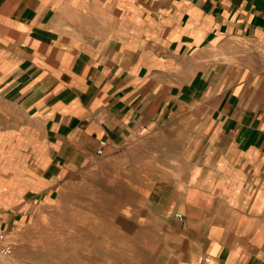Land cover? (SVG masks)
Instances as JSON below:
<instances>
[{"label": "crops", "instance_id": "crops-1", "mask_svg": "<svg viewBox=\"0 0 264 264\" xmlns=\"http://www.w3.org/2000/svg\"><path fill=\"white\" fill-rule=\"evenodd\" d=\"M263 43L264 0H0V229L176 123L194 182L146 204L179 227L182 264H264Z\"/></svg>", "mask_w": 264, "mask_h": 264}, {"label": "rangeland", "instance_id": "rangeland-1", "mask_svg": "<svg viewBox=\"0 0 264 264\" xmlns=\"http://www.w3.org/2000/svg\"><path fill=\"white\" fill-rule=\"evenodd\" d=\"M176 125L169 123L66 179L53 202L39 207L14 232L3 226L0 230L13 254L0 258V264H182L188 260L179 227L169 226L161 209L151 210L146 204L153 188L161 190L168 183L177 188L181 178L194 182L200 157L185 139L194 132ZM173 217L183 220L176 210Z\"/></svg>", "mask_w": 264, "mask_h": 264}, {"label": "built area", "instance_id": "built-area-1", "mask_svg": "<svg viewBox=\"0 0 264 264\" xmlns=\"http://www.w3.org/2000/svg\"><path fill=\"white\" fill-rule=\"evenodd\" d=\"M260 55L264 61V43L260 49ZM106 141H101L100 148L97 151V154L100 156L104 155V149L106 147ZM13 254V246L6 241V234L0 230V258L9 257ZM205 262H209V258L204 259Z\"/></svg>", "mask_w": 264, "mask_h": 264}]
</instances>
